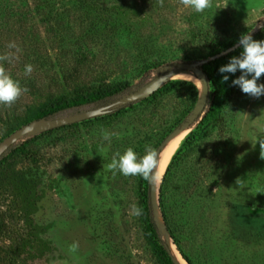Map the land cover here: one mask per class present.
<instances>
[{"label": "rangeland", "instance_id": "1", "mask_svg": "<svg viewBox=\"0 0 264 264\" xmlns=\"http://www.w3.org/2000/svg\"><path fill=\"white\" fill-rule=\"evenodd\" d=\"M212 2V8L197 13L179 0H163V6L159 0H0V55L14 56L0 64L28 90L11 107L21 111L41 99L30 93V85L43 94L69 89L73 80L86 85L148 81L160 67L202 60L209 50L204 37L216 34L227 43L251 30L255 34L264 24V0ZM254 40H264V27ZM29 64L33 71L26 75ZM241 74L226 73L216 120L196 130L197 140L168 184L167 220L191 264H264V159L257 142L264 139V95L251 97L233 86ZM169 79L189 80L196 88V106L177 127L173 154L203 114L200 73L185 69L164 75L150 88L127 95L143 97ZM257 83L264 84V75ZM179 94L136 105L109 124L91 120L58 129L38 142L41 164L27 168V179L34 178L27 218L14 191L0 189V264H156L132 210L136 176L113 175L107 164L129 147L136 153L143 147L137 153L142 156L145 145L176 118ZM125 96L106 101L94 115L119 107ZM41 124L22 139L48 129ZM105 131L113 134L110 141L103 140ZM150 190L152 200V183ZM155 204L162 240L171 256L187 264L165 229L158 200ZM74 243L78 248L71 251Z\"/></svg>", "mask_w": 264, "mask_h": 264}, {"label": "trees", "instance_id": "2", "mask_svg": "<svg viewBox=\"0 0 264 264\" xmlns=\"http://www.w3.org/2000/svg\"><path fill=\"white\" fill-rule=\"evenodd\" d=\"M263 27L264 24H260L257 30L258 32L255 34H258ZM255 34L251 35L253 39ZM239 39L240 36H236L229 42L223 43L219 40V37L216 34L204 37L203 41L207 43L209 50L202 58H206L226 49ZM239 51H242V47L238 45L232 51L217 58L208 60L204 63H200V61L198 62L197 69L202 73L203 80L206 85V94L203 102L204 111L198 122L183 138L180 145L170 157V160L165 166L158 187V208L163 224L172 240V243L175 245L176 250L187 264L191 263L181 251L178 240L169 224V221L167 220L165 201L167 198L168 184L171 181L170 179L172 178L176 168H178L177 166L188 156L194 142L197 140L195 135L196 130L201 129L202 126L206 125L208 122L216 120L220 98L226 88L225 82L223 81V76L226 75V73L221 74L219 69L223 66V62L225 60H228L232 54ZM145 82L146 81L140 80L133 84L129 80L119 79L107 82L99 81L91 85H86L85 83L74 82L73 80L69 89L64 87L60 91L46 92L43 94L36 86L30 85L29 87L32 89L30 93L37 97H41V99L38 100L36 104H33L21 111H17L15 107H9L4 110L0 109V121L2 122L0 139L31 120L67 117L103 107L106 101L118 100L121 97L133 92L137 88H140ZM174 91L180 92L179 95L181 98V105L178 108L179 112L173 122H170V124L160 132L157 139L151 144V146L157 150L160 141L168 133L183 123L185 118L192 112L194 106H196V88L189 80H166L147 95L126 101L119 107L110 111L103 112L96 116L87 117L79 121H73L69 124H64L55 128H48L23 139L22 137L19 138L0 155L1 191H14V197H17V201L15 203L19 204L18 207H21V215L24 218H27L31 208L29 195L32 196L34 193L32 189L34 178L27 179L29 174V170L27 168H37L41 164L42 159L40 158V152L37 146L38 142L48 138L50 133L53 131L64 128L70 129L71 127L76 128L77 126L83 125L91 120L96 121L98 124H109L117 118L125 115L134 106L140 105V107H142L151 105L156 103V101L161 97L163 98L164 95L170 94ZM176 130H178V128ZM135 149L138 151L137 153H142L143 147ZM144 154L145 152H143V155ZM16 166L18 169L14 170V167ZM32 175L35 174L32 173ZM26 185H29V187L31 186V189H28ZM150 185L151 183L145 181L142 177L136 176V206L142 210V214L137 216L139 231L156 264H175L166 244L160 236L159 230L153 218ZM2 225L3 218L0 215V229ZM1 259L3 258L1 257Z\"/></svg>", "mask_w": 264, "mask_h": 264}, {"label": "clouds", "instance_id": "3", "mask_svg": "<svg viewBox=\"0 0 264 264\" xmlns=\"http://www.w3.org/2000/svg\"><path fill=\"white\" fill-rule=\"evenodd\" d=\"M180 4L193 9L197 13H203L212 8V0H179ZM160 6H163V0H159ZM239 46L242 51L238 57L230 59L227 65L220 67L219 72L235 74L240 71L242 74L232 81L233 86H239L244 94L259 98L264 95V84H258L257 81L264 75V40H254L250 34H242L239 39ZM9 48H16L14 43L8 45ZM18 51V49H17ZM14 56L12 53L0 55V61L7 60L12 62ZM33 71L32 65L25 66V74L30 75ZM251 76L249 79L248 77ZM229 77L223 76V81L227 82ZM27 89H22L15 81L5 67L0 64V105L11 107L15 104ZM112 133L103 132V140L110 141ZM260 146V158L264 159V139H258ZM256 142V143H257ZM145 154H138L129 147L121 154L115 153L111 162L107 164V169L115 175L117 172L124 176H140L149 183H158L161 181V175L158 173L159 153L151 145H145ZM134 215L139 216L142 210L136 205L132 206ZM78 248L77 244L70 246L71 251Z\"/></svg>", "mask_w": 264, "mask_h": 264}, {"label": "water", "instance_id": "4", "mask_svg": "<svg viewBox=\"0 0 264 264\" xmlns=\"http://www.w3.org/2000/svg\"><path fill=\"white\" fill-rule=\"evenodd\" d=\"M264 19V17H263ZM262 23V21L259 23L258 27L260 26V24ZM254 30L249 31L247 34H252ZM239 45V40L237 42H235L234 44H232L231 46L227 47L226 49L213 54L211 56H208L206 58H203L202 60H200V63H204L208 60H212L214 58H217L221 55H224L230 51H232L233 49H235L237 46ZM197 62H180L177 63L176 65H166L164 67H160L157 70V74L151 78L150 80L146 81L144 84L141 85L140 90L154 84L157 79L162 76L165 75L166 77L170 78L172 77V75H174L176 72L181 71V70H185V69H189V70H196L200 73L201 77L203 78L202 73L197 69ZM204 82V80H203ZM206 94V85L205 82L203 83V91H202V102L204 100ZM132 98H130L128 95L125 96V98H123V102L126 101H130ZM96 112L94 110H89V111H85L83 113H79L77 115H72L69 117H55V118H48V119H35V120H31L23 125H21L20 127L16 128L15 130H13L12 132H10L8 135H6L5 137H3L2 139H0V155L1 153L8 148L10 145H12L14 142H16L19 138H21L23 136L24 133H26L29 129H31L32 127L36 126L39 123L41 124V127L43 128H53L56 126H60V125H64V124H69L73 121H78L81 120L83 118H87L90 117L92 115H94ZM174 133V131L170 132L165 139L162 141L161 145L159 146L158 149V153L161 151V148L164 146V144L166 143L167 139ZM173 262L175 264H180L178 261L173 259Z\"/></svg>", "mask_w": 264, "mask_h": 264}, {"label": "bare ground", "instance_id": "5", "mask_svg": "<svg viewBox=\"0 0 264 264\" xmlns=\"http://www.w3.org/2000/svg\"><path fill=\"white\" fill-rule=\"evenodd\" d=\"M179 72V71H178ZM178 72H176L175 74H177ZM174 74V75H175ZM184 74V73H183ZM174 75H172V76H174ZM186 75V74H185ZM164 75H162V76H160L158 79H157V81L160 79V78H162ZM156 81V82H157ZM155 82V83H156ZM154 83V84H155ZM153 85V84H152ZM152 85H150V86H148V87H146V88H144V89H147V88H150ZM202 86V85H201ZM201 91H202V87H201ZM201 98H202V94H201V96H200V100H199V105L201 104ZM177 131V130H176ZM176 131H174V133L167 139V141H166V143L164 144V146L161 148V151L159 152V168H158V173L161 175L162 174V172H163V169H164V167L166 166V164H167V161H168V159H169V157H170V155L172 154V152H173V150L175 149V147L177 146V144H178V140H179V138H180V136H179V134L177 133L176 135H175V133H176ZM181 134V133H180ZM175 135V136H174ZM174 136V137H173ZM157 186H158V183H152V202H153V206H154V210H156L157 211V209H156V192H157ZM156 218H157V220H158V223H160V217H159V215H158V212H156ZM160 225V224H159ZM169 249V248H168ZM173 251V250H172ZM169 252H170V250H169ZM177 253V252H176ZM175 254V253H174ZM172 257H173V255H172ZM175 257V256H174ZM173 257V259L174 260H176V261H178L180 264H184V262L181 260V259H179V257L178 256H176L175 258Z\"/></svg>", "mask_w": 264, "mask_h": 264}]
</instances>
